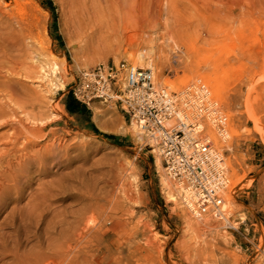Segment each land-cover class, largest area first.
Here are the masks:
<instances>
[{"label":"rangeland","instance_id":"1","mask_svg":"<svg viewBox=\"0 0 264 264\" xmlns=\"http://www.w3.org/2000/svg\"><path fill=\"white\" fill-rule=\"evenodd\" d=\"M51 1L2 0L6 7L0 10V30L17 57L16 62L0 58V81L12 80L8 90L0 88V103L14 117L27 122L32 103L31 83L12 75L21 69L19 58L28 55L30 64L43 66L56 56L61 67L58 77H50L57 87L39 83L56 117L36 136L42 146L56 140L60 150L46 159L43 151L36 157L29 153L12 171L6 168L10 158L1 161L0 264H84L86 255L99 256L96 264H264V0H144L161 10L154 47L119 45L106 29L79 34L70 0ZM144 2L136 0L133 9L151 33ZM41 37L50 54L39 50ZM161 45L165 63L159 58ZM116 57L153 69L156 82L170 91L174 88L164 80L191 78L175 92L190 87L210 92L228 120L226 136L211 133L232 176L223 206L228 203L234 211H225L228 220L191 216L161 158L141 147L144 135L137 136L111 103L99 100L83 105L86 114L69 113L66 103L80 73L117 62ZM95 110L103 114L100 123L93 119ZM12 119L0 122V140L9 134ZM187 220L229 241L217 247L211 237L196 238ZM83 228L85 239L75 244ZM206 241L210 244L201 245Z\"/></svg>","mask_w":264,"mask_h":264},{"label":"built area","instance_id":"2","mask_svg":"<svg viewBox=\"0 0 264 264\" xmlns=\"http://www.w3.org/2000/svg\"><path fill=\"white\" fill-rule=\"evenodd\" d=\"M72 95L88 107L100 100L119 109L144 135L141 147L161 158L188 213L222 217L229 171L223 152L205 141L208 121L221 128L227 118L205 87L177 93L157 84L153 69L113 61L82 71Z\"/></svg>","mask_w":264,"mask_h":264},{"label":"bare ground","instance_id":"3","mask_svg":"<svg viewBox=\"0 0 264 264\" xmlns=\"http://www.w3.org/2000/svg\"><path fill=\"white\" fill-rule=\"evenodd\" d=\"M135 2L136 0H70L72 23L75 27V30L79 34H87L89 31H94L96 29H99L103 32L106 29L109 38H113L112 42H117V44L119 45L122 44L139 45L140 43L148 42L152 47H154L157 42V37H159L157 34L155 36V33H157L159 29L158 24L160 22L161 10L159 8L154 7V4L152 7L151 3L144 2L143 0L144 2L143 6L141 5L144 8V13L142 11L143 16L147 18V16L149 15L151 17V20L153 21L152 22L153 26H151L152 27L151 33H148L149 31L146 29L145 23L139 21V13L137 12V10L133 9ZM5 7L6 6H3L2 0H0V10L1 9L3 10ZM145 17H142L144 21L146 20ZM138 21L140 23H138ZM0 26H1V22H0ZM5 37L6 34L0 30V58L8 59L7 60L8 62L11 61L16 62L17 57H14L11 52L13 46L6 44V42L9 39ZM37 46L43 55L50 54L49 43L47 42V39L45 37H41L37 39ZM160 51L162 52V55L159 56L160 60L164 63L167 62L168 58L167 55L165 54V49L162 47V45L160 47ZM53 57L54 58H47V62L43 66H34L30 64L28 55L21 56L19 58L21 69L19 70V72H14V74H12L16 77L24 78L31 83L30 92L32 93V98H31L32 103H31L30 111L25 112L26 114H28L27 122L24 121L23 119L14 117L13 110H10L9 107L4 105L3 103H0V122L3 121L4 123H7L9 121V117H11V119L14 118V120L12 119V121H10L11 127L9 129L10 130L9 134L0 140V166L2 165L1 161L3 157L10 158L6 162V168L9 171L14 170L16 168L15 166H18L19 169V158L28 159L30 158V156H27L29 153L33 154L36 157V155L38 156L43 151V153L45 154L44 159H46V155L49 154L51 155V157H54L55 153L57 154V152L61 148V144L56 140H53L51 141L50 144L43 146L41 145V142L36 140L37 132L44 129L47 125L52 124L56 117L55 115L53 114L51 115L49 113L47 97L43 92L44 89H42V86L39 84L42 83L44 80V81H49L48 83L49 86L54 85L57 87V83H55L53 79H50V77H58V74L61 73V67L59 65L56 56ZM133 59H135V56L131 57V60ZM119 60L120 59L116 57V61H117L116 63L121 62ZM47 68H49L50 71H47L46 70ZM1 72L2 71L0 69V74ZM215 79L217 80V82L219 81L218 77H216ZM190 80L191 78H186L179 82H175V81L170 82L168 79H166L164 80L165 81L164 84L166 86H172L175 91V89L180 88L181 84H185ZM11 81L12 80L8 79V77H4V80L0 81V88L8 90L10 88ZM176 92L183 93L184 89ZM61 111L65 112V110L63 109ZM102 118H103V114L101 113V111L95 110V114L93 116L94 121L96 123H100ZM252 119L256 124V128H257L259 124V119L256 118L255 116ZM227 127H228L227 119L225 120L224 126L221 128L218 127L216 121L210 119L208 121V126H207L208 135H206L209 136L210 139L207 140L208 138L206 136H202V138L207 140L205 141V144L211 146V148L216 149L217 151L215 152L217 153H219L221 150L216 146L217 143L215 142L214 136L211 135V133L214 132L216 133L215 135H219L221 137L223 134L226 136L228 133ZM130 128L137 136L141 134L135 125L130 124ZM102 129L104 131L112 132V130L107 127H102ZM121 130L122 128L116 130V132H120ZM20 146L22 148H19ZM37 147L39 148L37 149ZM19 149H21L23 153L19 154ZM223 158H224V162L228 167L227 155L224 152H223ZM12 160L15 161L14 163H16V165L12 163L13 162ZM156 166H157V170L159 171L162 167L160 159L157 160ZM123 168L124 167L122 166L120 169L123 170ZM232 169L234 171V176H236L237 174L236 169L233 168V166ZM15 171H17V169ZM228 171H229V167H228ZM227 177H229L231 182L232 176L230 177V171ZM167 179H170L172 181V185H174V189H175V180L172 179L171 177H168ZM13 181L15 182L16 180L13 179ZM168 187L171 190V185H169ZM230 194L232 195L231 192ZM170 198L173 199L172 200L173 202L174 200H176L174 195H172ZM230 200L231 199H229V201ZM225 207L226 208H224L223 211L225 212L229 208L230 210L229 214L232 215L234 211L230 206L228 207V203L226 204ZM229 214L225 212L221 214L222 217L219 216L215 218L222 219L224 217L226 220H228L229 219L228 217L231 216ZM202 218L203 217L199 219ZM241 220L243 222L246 221L244 217H242ZM207 223L208 222H205L204 225H206ZM187 226L190 231H193V233L196 235V238L197 237L205 238V239L208 237L213 238L214 246L219 247L221 245H225L229 241V237L227 235L221 233H213L214 231L213 232L206 231L203 228V225L200 223H195L190 220H187ZM85 236H86V231L83 228L81 231L77 232L75 237L73 238L75 244L83 242ZM158 237L159 236H157L156 233L152 235V238L156 241ZM209 244L210 243L208 241L204 242V244L201 243V245H205V246ZM69 248H71L72 250V248L74 247L70 245ZM197 249L198 248L196 246L193 247V250H197ZM79 262H81V260ZM79 262L78 264H81ZM96 262H99V256L96 255H91V256L86 255L82 261V263L84 264H94V263L96 264ZM71 264H73L72 261Z\"/></svg>","mask_w":264,"mask_h":264},{"label":"trees","instance_id":"4","mask_svg":"<svg viewBox=\"0 0 264 264\" xmlns=\"http://www.w3.org/2000/svg\"><path fill=\"white\" fill-rule=\"evenodd\" d=\"M48 2L50 4H52L51 0H48ZM67 110L69 111V113H71L72 115H77V114H86L87 110L86 108L79 103L74 97L73 95L69 97V99L67 100Z\"/></svg>","mask_w":264,"mask_h":264},{"label":"crops","instance_id":"5","mask_svg":"<svg viewBox=\"0 0 264 264\" xmlns=\"http://www.w3.org/2000/svg\"><path fill=\"white\" fill-rule=\"evenodd\" d=\"M83 105V104H82Z\"/></svg>","mask_w":264,"mask_h":264}]
</instances>
